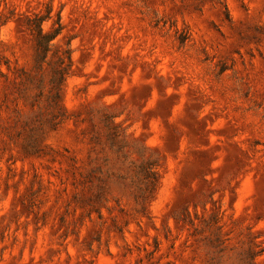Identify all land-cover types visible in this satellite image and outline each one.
Masks as SVG:
<instances>
[{
  "label": "rangeland",
  "instance_id": "obj_1",
  "mask_svg": "<svg viewBox=\"0 0 264 264\" xmlns=\"http://www.w3.org/2000/svg\"><path fill=\"white\" fill-rule=\"evenodd\" d=\"M0 264H264V0H0Z\"/></svg>",
  "mask_w": 264,
  "mask_h": 264
},
{
  "label": "trees",
  "instance_id": "obj_2",
  "mask_svg": "<svg viewBox=\"0 0 264 264\" xmlns=\"http://www.w3.org/2000/svg\"><path fill=\"white\" fill-rule=\"evenodd\" d=\"M57 25L58 27L51 33L45 32L43 28V24L48 22L52 19V10H49L47 15L45 16H38L32 22L35 25L34 28V37L36 41V48L39 55L40 65L42 66V62H44L51 50L54 47V42L59 38L63 31V24H62V17L60 14L57 16ZM31 22V23H32ZM32 28V26H31ZM62 77V82L64 81L63 73L60 74Z\"/></svg>",
  "mask_w": 264,
  "mask_h": 264
}]
</instances>
